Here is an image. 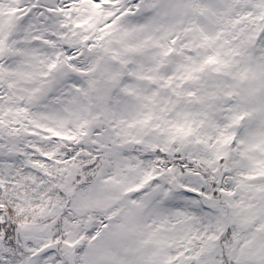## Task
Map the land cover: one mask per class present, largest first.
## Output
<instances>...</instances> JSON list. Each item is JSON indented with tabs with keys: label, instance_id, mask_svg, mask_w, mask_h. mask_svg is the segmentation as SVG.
Returning <instances> with one entry per match:
<instances>
[{
	"label": "snow or ice",
	"instance_id": "snow-or-ice-1",
	"mask_svg": "<svg viewBox=\"0 0 264 264\" xmlns=\"http://www.w3.org/2000/svg\"><path fill=\"white\" fill-rule=\"evenodd\" d=\"M0 264H264V0H0Z\"/></svg>",
	"mask_w": 264,
	"mask_h": 264
}]
</instances>
